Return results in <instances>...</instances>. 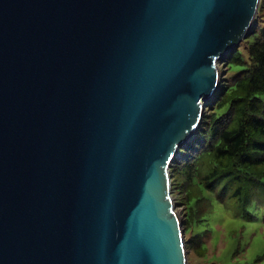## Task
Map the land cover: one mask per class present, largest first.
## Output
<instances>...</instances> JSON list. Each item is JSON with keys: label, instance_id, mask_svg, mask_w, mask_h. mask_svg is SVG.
I'll return each instance as SVG.
<instances>
[{"label": "water", "instance_id": "water-1", "mask_svg": "<svg viewBox=\"0 0 264 264\" xmlns=\"http://www.w3.org/2000/svg\"><path fill=\"white\" fill-rule=\"evenodd\" d=\"M261 0H0V264H187L170 166Z\"/></svg>", "mask_w": 264, "mask_h": 264}, {"label": "trees", "instance_id": "trees-1", "mask_svg": "<svg viewBox=\"0 0 264 264\" xmlns=\"http://www.w3.org/2000/svg\"><path fill=\"white\" fill-rule=\"evenodd\" d=\"M248 34L253 36L252 40H244L248 62L239 48L227 54L229 63L241 70L231 86H219V101L204 134L200 131L201 121L196 129L200 136L195 131L179 149L185 148L193 137L200 139L192 145L194 155L182 163V173L187 171L185 180L203 185L208 191L226 194L231 190L230 197L241 203L235 204L239 207L234 209L238 217L245 213L255 216L256 210L264 206L253 195H261L260 201L264 202V31L256 33L252 25ZM228 183H234L232 189ZM186 194H192L189 187Z\"/></svg>", "mask_w": 264, "mask_h": 264}, {"label": "rangeland", "instance_id": "rangeland-1", "mask_svg": "<svg viewBox=\"0 0 264 264\" xmlns=\"http://www.w3.org/2000/svg\"><path fill=\"white\" fill-rule=\"evenodd\" d=\"M252 25L256 33L264 31V0L260 2ZM249 36L248 34L237 47L246 62L248 55L244 40L250 38ZM252 37L249 40H252ZM218 66L224 71L219 86L221 84L231 86L234 76L241 67L229 63L227 58ZM219 86L206 101L202 122L200 121V131L203 134L211 112L219 101L217 94ZM197 133L200 132L196 131L195 135ZM199 140L198 137H193L187 143L188 146L181 151L178 150L170 166L172 196L185 232L187 264H264V206L257 209L256 213L254 209H250L255 216L245 213L244 217H238L234 211L239 209L235 207L238 201L230 197L231 190L226 194L218 190L208 191L203 185L196 186L195 183L185 180L187 171L182 173V163L194 155L195 149L192 145L199 143ZM228 186L232 189L234 183H228ZM188 187L192 191L190 196L186 194ZM253 195L254 198H258V204H264L260 201L261 195Z\"/></svg>", "mask_w": 264, "mask_h": 264}, {"label": "bare ground", "instance_id": "bare-ground-1", "mask_svg": "<svg viewBox=\"0 0 264 264\" xmlns=\"http://www.w3.org/2000/svg\"><path fill=\"white\" fill-rule=\"evenodd\" d=\"M219 65V64H218ZM210 98V97H209ZM198 128V127H197Z\"/></svg>", "mask_w": 264, "mask_h": 264}]
</instances>
